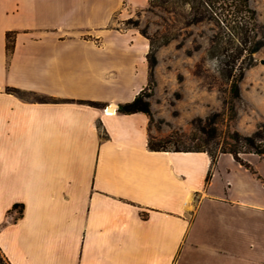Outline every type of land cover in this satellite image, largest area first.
Wrapping results in <instances>:
<instances>
[{
    "label": "crops",
    "instance_id": "obj_1",
    "mask_svg": "<svg viewBox=\"0 0 264 264\" xmlns=\"http://www.w3.org/2000/svg\"><path fill=\"white\" fill-rule=\"evenodd\" d=\"M114 1L0 0L1 251L10 264H264V155L245 153L252 172L230 153L211 165L148 148L147 115L116 110L146 81L110 94L106 46L73 32Z\"/></svg>",
    "mask_w": 264,
    "mask_h": 264
},
{
    "label": "rangeland",
    "instance_id": "obj_2",
    "mask_svg": "<svg viewBox=\"0 0 264 264\" xmlns=\"http://www.w3.org/2000/svg\"><path fill=\"white\" fill-rule=\"evenodd\" d=\"M249 3L264 25V0H249ZM178 17L159 6L149 7L148 1L134 7L115 0L88 17L78 18L73 32L85 40L95 38L106 46L97 56L113 71L105 80L109 83L108 92L114 96H130L144 80L147 84L148 67L143 51L146 47L148 50L149 37L157 44L169 38L156 52L155 84L151 90L143 86L145 93L151 94L148 98L149 138L169 148L201 145L217 151L226 140L230 141L228 131L236 129L250 134L264 123V46L255 54L253 65L245 70L239 83L240 97L234 101L236 116L230 120L222 102L228 94L217 88L224 89L227 85L218 81L209 88L192 72L209 44L212 33L209 25L184 26ZM140 30H144L146 36ZM196 45H199L197 49ZM186 50H191V54ZM214 65V61L207 60L201 67L214 75ZM213 112L221 113L216 125L218 137L206 142L193 120L204 119ZM239 157L244 160L245 153H239ZM256 162L264 168V158ZM0 264H8L1 252Z\"/></svg>",
    "mask_w": 264,
    "mask_h": 264
},
{
    "label": "trees",
    "instance_id": "obj_3",
    "mask_svg": "<svg viewBox=\"0 0 264 264\" xmlns=\"http://www.w3.org/2000/svg\"><path fill=\"white\" fill-rule=\"evenodd\" d=\"M148 5L149 7L159 6L166 12L179 16L177 19H182L181 22L184 26L201 23L209 25L212 32L209 37V44L192 72L209 88L216 86L215 83L218 81L227 85L224 89L220 86H217V88L219 91L228 94V98H224L222 102L229 113V119L233 120L236 116L234 101L240 97L239 83L245 70L253 65L255 54L264 46V25L258 20L256 11L251 7L249 0H148ZM140 33L146 36L144 30H140ZM15 34V31L6 32L5 47L7 56L13 50ZM168 40L169 38L166 37L161 43L157 44L149 37L145 57L148 67L146 86L150 90L152 85L155 84L154 69L157 64V49ZM198 46L196 45L195 49ZM186 52L188 55L191 54V50H186ZM207 60H212L215 63L214 75L208 74L201 67ZM7 91L19 96L31 93L38 101L48 100L45 95L35 94L16 87H8ZM150 95V93H145V87H143L131 100L118 103L116 110L123 114L143 112L150 118L151 108L148 100ZM84 102L96 107L106 106L105 103L96 100H85ZM220 115V112H213L204 119L197 117L193 120L195 128L208 140L206 142L214 141L218 137L216 125ZM227 137L230 141L226 140L217 151L201 145L169 148L155 143L149 136L147 146L152 150L205 151L210 156L211 165L215 163L219 153H230L236 161L255 172L251 164L239 157V153L264 155V123H260L250 134H242L234 129L228 131ZM209 175L210 172L207 179ZM17 207H19V204H14L12 208ZM18 212L20 215L22 209H19ZM0 252L7 263L10 264L1 249Z\"/></svg>",
    "mask_w": 264,
    "mask_h": 264
},
{
    "label": "bare ground",
    "instance_id": "obj_4",
    "mask_svg": "<svg viewBox=\"0 0 264 264\" xmlns=\"http://www.w3.org/2000/svg\"><path fill=\"white\" fill-rule=\"evenodd\" d=\"M114 109V106L112 105V106H109L108 108H107V110L108 111H112Z\"/></svg>",
    "mask_w": 264,
    "mask_h": 264
}]
</instances>
